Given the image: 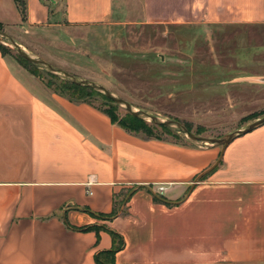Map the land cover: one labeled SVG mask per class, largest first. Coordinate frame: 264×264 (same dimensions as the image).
I'll use <instances>...</instances> for the list:
<instances>
[{
	"label": "crops",
	"instance_id": "obj_1",
	"mask_svg": "<svg viewBox=\"0 0 264 264\" xmlns=\"http://www.w3.org/2000/svg\"><path fill=\"white\" fill-rule=\"evenodd\" d=\"M139 1L146 24L264 25V0ZM130 2L0 0V25L23 49L74 43L67 29L111 27ZM111 232L114 264H264V125L223 150L147 139L0 50V264H98Z\"/></svg>",
	"mask_w": 264,
	"mask_h": 264
},
{
	"label": "rangeland",
	"instance_id": "obj_2",
	"mask_svg": "<svg viewBox=\"0 0 264 264\" xmlns=\"http://www.w3.org/2000/svg\"><path fill=\"white\" fill-rule=\"evenodd\" d=\"M139 2L131 0L128 16L106 29H67L74 43L65 37L53 46L54 34L20 48L61 72L102 86L133 110L158 121H176L203 138H223L264 114V25L146 24ZM0 40L7 44L0 43L4 54L25 70L40 92L82 97L115 122L130 121L123 107L101 94L71 87L19 58L3 36ZM51 48L60 61L49 56ZM169 129L152 126L150 131L168 142L201 146Z\"/></svg>",
	"mask_w": 264,
	"mask_h": 264
},
{
	"label": "water",
	"instance_id": "obj_3",
	"mask_svg": "<svg viewBox=\"0 0 264 264\" xmlns=\"http://www.w3.org/2000/svg\"><path fill=\"white\" fill-rule=\"evenodd\" d=\"M0 36H3L4 39L9 42V46L14 50V52L21 58H23L24 60H26L28 63L35 65L37 67H42L44 68L46 71H48L49 73L59 77L60 79L75 84L77 86H82V87H87L90 88L98 93H101L102 95H104L106 98H108L109 100H111L114 104H116L117 106L123 107L125 109V111L135 117L141 118L151 124L154 125H161V126H165L168 128H175V130L179 133H182L184 136L187 137V139H189L191 142L196 143V144H201L202 147H206V146H214V147H220L221 150L225 149V147L232 142L234 139L247 134L249 132H251L252 130L264 125V114L262 116H260L259 118L255 119L252 123H250L249 125H247L246 127H244L243 129H240L238 131H236L235 133L229 134L223 138H218V139H207V138H203L200 136H197L193 133H191L190 131H188L185 127H183L180 123L176 122V121H158V119L154 116H150L142 111H138V110H133L131 108V106L124 101L121 98L115 97L113 96L109 91H107L105 88H103L100 85H96L93 82H90L88 80H81L78 79L74 76H71L69 74H66L64 72H61L58 69L53 68L51 65L47 64L46 62H44L43 60L40 59H36L33 58L31 56H29L27 53H25L10 37H8L7 35H5L4 33L0 32ZM0 43H3L5 45H7L5 42H3L2 40H0ZM220 160V159H219ZM218 164V161L217 163ZM156 198H158L159 200L163 201L164 203L169 204V202H167L166 200L155 196Z\"/></svg>",
	"mask_w": 264,
	"mask_h": 264
},
{
	"label": "trees",
	"instance_id": "obj_4",
	"mask_svg": "<svg viewBox=\"0 0 264 264\" xmlns=\"http://www.w3.org/2000/svg\"><path fill=\"white\" fill-rule=\"evenodd\" d=\"M0 32H2V26L0 25ZM0 50L1 52L4 51V47L2 45H0ZM4 53V52H3ZM18 56V55H17ZM19 57V56H18ZM21 58V57H19ZM23 59V58H21ZM24 60V59H23ZM26 61V60H24ZM27 62V61H26ZM28 63V62H27ZM30 64V63H29ZM32 65V64H31ZM35 66V65H34ZM64 83L70 85L71 87L77 89V90H90L94 93H97V94H101V93H98L90 88H87V87H82V86H77L75 84H72V83H69V82H66L64 80H62ZM81 95V93H78V96ZM63 96V95H61ZM101 96H103L106 100H108L110 103H112L113 105L116 106V104H114L111 100H109L108 98H106L104 95L101 94ZM66 97V96H64ZM68 99H70L69 97H66ZM71 101H74V102H84V103H89V104H92L90 102H88L87 100L83 99L82 97H77V99H70ZM93 105V104H92ZM95 106V105H94ZM97 107V106H95ZM97 109L101 110L103 113H105L111 120L112 123H116L117 125H119L122 129H124L125 131L129 132V133H132V134H135V135H139V136H142L144 138H147V139H158V140H163L161 138H157V137H153L152 134H151V131H150V128L152 126L154 127H159L161 128L163 131H168L170 130L168 127H165V126H161V125H154V124H147V122L145 123L143 120L139 119L138 117H135L133 115L130 116V121L128 122H123V123H117L115 122L114 118H112L106 111L100 109L99 107H97ZM151 125V126H150ZM189 130V129H188ZM156 199V198H155ZM90 229H96V227H87L85 229H80V230H90ZM111 238H112V248L109 250V251H105V252H102V253H98L96 256H95V261L98 263V264H114V255L116 252L120 251L123 246H124V241L122 239V237L114 232H111Z\"/></svg>",
	"mask_w": 264,
	"mask_h": 264
},
{
	"label": "built area",
	"instance_id": "obj_5",
	"mask_svg": "<svg viewBox=\"0 0 264 264\" xmlns=\"http://www.w3.org/2000/svg\"><path fill=\"white\" fill-rule=\"evenodd\" d=\"M159 194H161L163 192V189L162 188H159L158 191H157Z\"/></svg>",
	"mask_w": 264,
	"mask_h": 264
}]
</instances>
